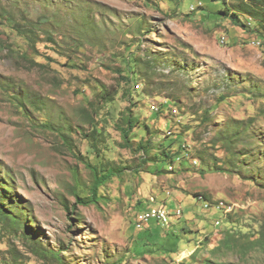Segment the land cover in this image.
<instances>
[{"label":"rangeland","instance_id":"1","mask_svg":"<svg viewBox=\"0 0 264 264\" xmlns=\"http://www.w3.org/2000/svg\"><path fill=\"white\" fill-rule=\"evenodd\" d=\"M197 1L0 0V264L238 261L213 254L224 232L259 237L264 39L252 17H213L237 0ZM149 139L147 158L136 147ZM183 144L170 170L163 155ZM89 164L121 171L87 206ZM157 206L182 213L138 228Z\"/></svg>","mask_w":264,"mask_h":264},{"label":"trees","instance_id":"2","mask_svg":"<svg viewBox=\"0 0 264 264\" xmlns=\"http://www.w3.org/2000/svg\"><path fill=\"white\" fill-rule=\"evenodd\" d=\"M169 1L175 3L178 6V8H181L182 2L184 0H169ZM224 3L226 5V2ZM203 8L204 7H202L201 9ZM241 14L252 17L254 19V22L257 26L256 28H254V30H256V32L261 33V36L264 39V0H237L236 4L231 6L226 5L225 9L218 10L217 12H215L213 17H218L219 15H222L223 17H218V19L232 17L234 21H238L237 24L240 27L244 29L247 28L252 29L250 26H248L249 23L247 24L241 22L240 19ZM208 17H211V14H208ZM123 79H125L126 81L128 80V82L131 81L129 76H125L123 77ZM134 86L135 85H133L131 90L134 89ZM101 97L104 98L105 102H111L114 100L112 98V94L105 92V90L102 91ZM136 126H137V121L133 117H128L126 126L123 128V132H122L128 144L131 143L132 141L131 139H129V135L133 133V130L134 128H136ZM146 128L148 129V126H146ZM92 134L93 136L99 134V131L96 127L92 131ZM65 137L67 138L68 136ZM88 137H92V136L88 135ZM90 142L92 143L91 149L93 150L99 149V144H98L99 139H96L94 137L93 139H91ZM152 148H153V141L150 139L147 141L140 140L136 147V149L143 151L147 155V158L150 157ZM178 153L180 152L179 151L173 152L172 154L174 156H172V154L170 155V153L166 151V155H163L164 159H167L172 163L169 166V169L170 168L172 169V167L174 166L175 158ZM177 158L178 160L183 159L180 158V156H177ZM89 166L95 176V182L93 187H91L90 190L91 192L86 197L82 196L80 193L76 195L78 202L87 206L91 204L99 203V188L105 183H107V181H109L112 178V176L116 175L121 171V168H117L115 166H110L105 164H97V165L89 164ZM198 196L200 197V195ZM6 215L9 218L12 217L9 214ZM15 221H17V223H21V220H15ZM188 233L189 232H186V234ZM259 234H260L259 237L255 238V236H250L249 234L246 233H236L234 230H228L224 232L223 237L220 240V243L218 244L217 247L213 249V254L216 255L222 252L226 254H234L238 257L239 260L233 261V260H223V259H215L213 257H207L203 260L202 264H251V260L254 257L253 254L259 250L264 251V225L262 226ZM164 237L167 238V236ZM179 241H180L179 236H176V241L174 242L176 244L175 246L179 245ZM156 248H158V246ZM170 249H169L170 251L175 252L173 250L174 248H170Z\"/></svg>","mask_w":264,"mask_h":264},{"label":"built area","instance_id":"3","mask_svg":"<svg viewBox=\"0 0 264 264\" xmlns=\"http://www.w3.org/2000/svg\"><path fill=\"white\" fill-rule=\"evenodd\" d=\"M202 7H204V2L202 0H198L197 2L193 3V8H190V10H200ZM223 40L226 41L227 39L225 37H223ZM152 109L154 110V112H158V105L155 104ZM184 150L182 153L177 154L176 156H180V158H188V156L186 155V144H183ZM228 205L226 203V208ZM205 208L207 210L209 209H214L216 208L218 210V207H208L207 205H205ZM219 211H223V210H219ZM152 219H156L159 222L168 225L167 221H166V216L163 215V210H161V207L157 206L156 209H150L147 212L143 213L140 215V217L137 220V227L141 228V229H146L148 228L150 222ZM221 221L217 220L216 221V225H220Z\"/></svg>","mask_w":264,"mask_h":264},{"label":"bare ground","instance_id":"4","mask_svg":"<svg viewBox=\"0 0 264 264\" xmlns=\"http://www.w3.org/2000/svg\"><path fill=\"white\" fill-rule=\"evenodd\" d=\"M191 8H193V5L191 6ZM249 23L251 24L252 22H249ZM222 42L224 43L226 41H224L222 38ZM194 163H198V160L197 159L194 160ZM204 204L207 205L208 207H218V210H223L226 208V203L223 201H220L215 205H212L209 201H204ZM228 208H231V207L228 206ZM161 210H163V215L166 216V220L171 218V217L180 216L182 213L180 209H177L176 211H167L166 208H161Z\"/></svg>","mask_w":264,"mask_h":264}]
</instances>
